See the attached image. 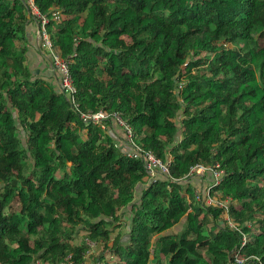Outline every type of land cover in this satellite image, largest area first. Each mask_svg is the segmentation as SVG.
Segmentation results:
<instances>
[{
  "label": "trees",
  "instance_id": "obj_1",
  "mask_svg": "<svg viewBox=\"0 0 264 264\" xmlns=\"http://www.w3.org/2000/svg\"><path fill=\"white\" fill-rule=\"evenodd\" d=\"M35 3L64 18L47 30L78 112L27 66L22 1L0 0V264H264V0ZM99 111L169 158L171 179L148 181L79 119ZM216 163L236 229L187 201L190 168Z\"/></svg>",
  "mask_w": 264,
  "mask_h": 264
},
{
  "label": "built area",
  "instance_id": "obj_2",
  "mask_svg": "<svg viewBox=\"0 0 264 264\" xmlns=\"http://www.w3.org/2000/svg\"><path fill=\"white\" fill-rule=\"evenodd\" d=\"M27 12L32 17L37 28V41L39 49L44 52L50 61L51 73L56 78L57 89L59 93L67 98L72 108L78 112V104L76 102L77 90L75 88L73 78L70 72L69 61L64 59L59 50L54 47L51 36L47 30L50 21L60 23L63 16L55 9H51L48 14L39 11L35 0H21ZM79 119L84 124H92L100 129L103 135L111 137L116 143V147L120 148L129 159H133L142 163L148 181L170 180L169 176V158L162 161L152 152L142 148L134 137L131 126L118 113L109 114L105 111L97 113H78ZM225 173L219 164L212 166L196 164L189 170L185 179L191 186V179H197L198 184L191 186L193 193L186 196L188 203H196L203 207H217L225 210L224 219L228 225L236 229L235 224L227 216L228 206L231 199H221L216 192L213 191L223 180ZM246 238H243L245 245ZM86 246L92 251L95 244L85 241ZM89 253H86V255ZM259 261L254 256L246 258H238L235 256L234 264H246L248 261ZM59 264H74L70 256L66 257Z\"/></svg>",
  "mask_w": 264,
  "mask_h": 264
},
{
  "label": "crops",
  "instance_id": "obj_3",
  "mask_svg": "<svg viewBox=\"0 0 264 264\" xmlns=\"http://www.w3.org/2000/svg\"><path fill=\"white\" fill-rule=\"evenodd\" d=\"M37 28L36 24L33 22L29 23L26 29V36L21 41L22 45L26 48V59L27 66L33 73L41 78H51L53 80V84L56 90V78L51 73L50 70V61L47 55L44 52H41L38 46L37 41ZM191 186H195L198 184L197 179H191Z\"/></svg>",
  "mask_w": 264,
  "mask_h": 264
},
{
  "label": "rangeland",
  "instance_id": "obj_4",
  "mask_svg": "<svg viewBox=\"0 0 264 264\" xmlns=\"http://www.w3.org/2000/svg\"><path fill=\"white\" fill-rule=\"evenodd\" d=\"M52 149V148H51ZM184 222H181V224H179L178 226H176L175 227V229L174 230H172V232L174 233V234H176V233H180V231L182 230V224H183ZM116 232V231H115ZM115 232H113V233H115ZM96 247L94 246V249H95ZM93 249V250H94ZM92 250V251H93Z\"/></svg>",
  "mask_w": 264,
  "mask_h": 264
}]
</instances>
